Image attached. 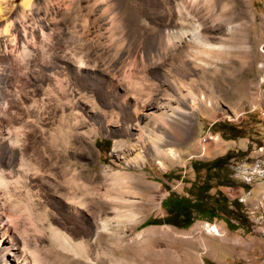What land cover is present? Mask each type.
<instances>
[{"label":"rangeland","instance_id":"1","mask_svg":"<svg viewBox=\"0 0 264 264\" xmlns=\"http://www.w3.org/2000/svg\"><path fill=\"white\" fill-rule=\"evenodd\" d=\"M199 1L204 17L189 11L191 26L158 11L156 0H122L110 10L105 0H0V169L15 203L7 211L0 198V211L4 220L17 218L9 233L18 245L24 228L46 264H264V0H221L239 14L233 23L224 20L221 34L206 30L213 20ZM127 4L128 23L118 27ZM162 25L188 31L160 47ZM228 25L236 26V49L219 58L190 38L193 27L203 38L231 36ZM166 70L191 93L186 121H173L185 136L179 140L161 119L168 101L178 104L162 77ZM40 126L44 142L59 135V149L52 147L49 158L40 150L42 160L21 166L5 134L18 128L25 140L34 128L39 137ZM142 128L147 138L137 148L144 162L126 165L114 154L116 142H137ZM154 134L168 141L160 143L167 155L155 153ZM226 152L230 176L247 188L219 189L241 201L247 230H229L219 219H196L185 229L141 224L162 215L168 190L184 194L192 160ZM73 175L94 191L88 208L62 195L60 181ZM130 176L147 186L129 183ZM112 186L137 207H118L114 189L101 196Z\"/></svg>","mask_w":264,"mask_h":264},{"label":"bare ground","instance_id":"2","mask_svg":"<svg viewBox=\"0 0 264 264\" xmlns=\"http://www.w3.org/2000/svg\"><path fill=\"white\" fill-rule=\"evenodd\" d=\"M105 1H106L105 8L107 10H110L113 9L116 5H118L122 0H105ZM156 1H159V6L157 7V10L164 11L166 14L172 15L173 21L175 19V21L179 20L183 22V24L184 23L187 25L192 24L191 26H193L192 21L189 19V15H188L189 11L192 12V14L197 15L199 18L204 17V13L202 12L203 11L202 7L200 5H199L200 7L197 5L200 2L199 0L197 4L196 3L194 4L196 0H189L190 2H188V0H156ZM203 1H205V3L207 2L206 4L207 6L204 5L206 7V11L204 10L206 12L205 13L206 17H210L213 20V24L211 23L212 26L207 28L206 29L207 31L208 30L211 32L217 31L218 33L221 34L223 33V31L220 30L222 29L224 20H226L227 23H233L239 17L236 7L232 3L226 9L222 5L221 0H203ZM230 1L233 2V0ZM28 2L29 0H23L24 5H28ZM130 6L131 5L127 4L125 8L123 9L120 8L121 15L119 16L120 18L117 24L118 27L123 28L128 23L129 15L127 14L128 12L126 13V11L129 10ZM235 27H236L235 25H228V29L229 31H231L232 35L227 37L221 36L219 37L218 40L215 39L216 41L210 37L203 38L201 36L202 33L198 30L199 28L193 27V29L191 30L190 38L193 43L199 44L198 46H203L204 47L203 51L207 55H210L214 58H219L220 56L225 55L229 51L231 52L232 47H235L236 49L237 41L235 40ZM28 29L30 28L29 27L23 28V31L26 32L28 31ZM187 31H188L187 29H183L181 27H179V29H176V28H165L164 25L158 26L157 45L162 47V45L168 41L169 37H176L179 34H186ZM21 44L22 46L26 45V44L23 45V43ZM225 44H227V46H225ZM235 64L238 65V63H232V65ZM218 71L219 70L217 69L214 72L216 73ZM176 75L179 74H177V72L174 70H166L163 71L162 73L163 79L166 82H168V84H170L172 87L170 93L171 97H175L178 104L173 106L168 101L169 109H167V111H165L162 114L161 119H163V123L165 126L170 128V130H173V132L178 135L176 138L179 140L181 138L183 139L185 136H183L184 135L183 133L179 132L180 130L178 131V129L174 127L175 125L173 124V121L178 119L180 120L182 119L181 120L182 122H184L183 121L184 119L186 121V114L190 113L186 109L187 97L191 93L182 92V89L180 88L181 84L179 85V82L176 79ZM142 129L143 130H141L140 133L138 134L137 142H131L127 146H123L121 143L116 142L114 148V154L118 159H121V161L124 162L126 165L139 167L144 162V158L140 153L141 152L140 148L139 149L137 148L139 143L141 144L142 147V143H144L145 141L144 138L146 137V132H145L146 130H144V128ZM39 131L41 134L39 135V137H35L36 132L34 131V128L29 129L28 133L26 134V136L27 135L29 136H27V139L25 140H23L22 138L23 133L18 128L10 129L9 131L6 132L4 137L6 140L5 144L11 148V151L13 152V156L18 158L21 166H27V165L29 166L30 164H33L34 161L36 160L39 161L42 160L41 157L38 155V152L40 150H41L40 151L41 154H44L46 152L47 153L46 156L47 158H49L53 156L51 153L52 147L54 149H59V146L61 144V142H58L59 135L50 134V140L44 142L42 139H44L43 136L46 134V130L43 126H40ZM149 133L150 132H148V134ZM154 141L156 142V144L154 145L155 153H163L167 155L168 151L163 150L160 147V143L163 144L168 143V141L165 140V137L162 134H154ZM136 148L138 150L137 151L138 156L131 157L130 155L132 154V151L135 150ZM129 178H130L128 179L129 183L135 184L136 186H139L142 183L143 186H147V184L141 182L135 176H130ZM8 183L9 180L5 177L4 171L0 169V198H3V200L5 199L4 201L6 202L10 200V196L12 194L11 190L9 189ZM59 184H60L59 185L60 188L63 189V191L65 190V193H63L62 195L66 196V198L70 201V203L74 204V207L76 208L78 207L88 208L86 199L93 200V198H95L93 189L89 187L87 183L79 182L78 176L76 175H73L69 178H63ZM112 189H114L115 193L119 192L117 196L113 198V201H116L115 202L116 204L118 203L117 205L118 207H122V206L137 207V203L135 199L124 198L122 195H120V190L113 186L110 189L107 188L106 190H104L101 196L104 197L110 196ZM8 203H9V207L7 206L8 207L7 211L10 210L13 211L15 208V203L14 202H11V204L10 202ZM3 217L4 215L0 211V264H46L45 257L42 255V253L40 254L38 252L40 248L37 249L36 247L37 245L31 246V244L27 241V233L24 228L21 229L20 231L22 238L20 241L21 246H19L18 242L10 235L9 232L11 228L16 227L18 224L16 220L17 218L8 216V218L4 220ZM40 228H42L41 225ZM37 230H39V227H37ZM53 232L56 234L55 231ZM53 263H55V261Z\"/></svg>","mask_w":264,"mask_h":264},{"label":"trees","instance_id":"3","mask_svg":"<svg viewBox=\"0 0 264 264\" xmlns=\"http://www.w3.org/2000/svg\"><path fill=\"white\" fill-rule=\"evenodd\" d=\"M219 125L220 123H213V126ZM95 146L98 147L97 141ZM236 154L241 155L242 152ZM231 156V152H226L208 160H192L190 168L194 177L184 187V194L168 190L159 203L162 215L148 217L141 224H168L185 229L196 219L204 221L219 219L229 230L239 227L247 230L250 221L241 201L236 197L229 198L219 189L235 184L247 188L245 183L230 176L227 166Z\"/></svg>","mask_w":264,"mask_h":264}]
</instances>
